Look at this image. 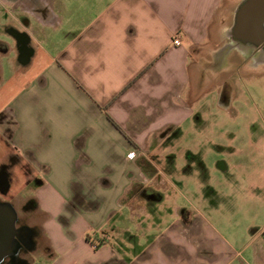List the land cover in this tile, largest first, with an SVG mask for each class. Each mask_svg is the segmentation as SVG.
Masks as SVG:
<instances>
[{"label":"crops","instance_id":"0c3cea01","mask_svg":"<svg viewBox=\"0 0 264 264\" xmlns=\"http://www.w3.org/2000/svg\"><path fill=\"white\" fill-rule=\"evenodd\" d=\"M240 2L18 3L35 31L17 66L34 71L1 111L0 128L14 150L9 163L33 169L30 202L42 215L33 228L47 252L40 264H228L224 243L196 218L184 222V210L164 225L165 193L147 186L178 184L175 156L161 165L157 156L185 122L197 126L191 96L205 63L197 56L217 49L218 27Z\"/></svg>","mask_w":264,"mask_h":264},{"label":"rangeland","instance_id":"374dc122","mask_svg":"<svg viewBox=\"0 0 264 264\" xmlns=\"http://www.w3.org/2000/svg\"><path fill=\"white\" fill-rule=\"evenodd\" d=\"M32 23L19 7L0 0V43L7 47L0 52V113L33 74L34 69L26 74L17 66L21 48L11 34L14 30L29 45L28 35L35 31ZM232 24L233 20L219 25L217 49L197 56L205 62L191 96L197 126L193 120L185 122L183 135L157 156L158 165L162 156H175L176 170L170 179L178 184L155 179L147 187L165 193L164 225L175 218L176 210H184V222L196 218L205 230H211L209 239L224 243L228 264H264V66L252 49L236 46L220 54L232 44L228 35ZM38 62H45L41 54ZM225 82L231 84L232 92ZM226 88L232 99L228 108L220 102ZM4 133L0 128V169L4 168L8 183L0 201L15 210L16 228L22 224L33 228L42 219L30 206L37 186L29 175L33 169L9 163L7 156L14 150ZM220 163L224 170L219 169ZM146 165L145 172L156 173V168ZM142 220L146 223L144 216ZM43 246L37 235L33 249L17 256L26 264H40L47 253Z\"/></svg>","mask_w":264,"mask_h":264},{"label":"water","instance_id":"95a60500","mask_svg":"<svg viewBox=\"0 0 264 264\" xmlns=\"http://www.w3.org/2000/svg\"><path fill=\"white\" fill-rule=\"evenodd\" d=\"M228 35L232 44L224 47L220 54L236 46L257 50L264 40V0H241L234 10ZM16 221L17 214L12 205L0 203V263L18 252ZM29 249L32 250L33 246Z\"/></svg>","mask_w":264,"mask_h":264},{"label":"flooded vegetation","instance_id":"af4514ba","mask_svg":"<svg viewBox=\"0 0 264 264\" xmlns=\"http://www.w3.org/2000/svg\"><path fill=\"white\" fill-rule=\"evenodd\" d=\"M20 1L21 0H6V2L11 3L14 7H18V3ZM11 34H13V36L17 40V47L21 48V51L19 53V60L23 61L31 51H30L28 45H26V44L24 45V43H25L23 40L24 38H22L14 30L11 32ZM6 49H7L6 45L4 43H0V52H3ZM254 51H255L256 56L259 55L261 57V59L263 61V64H261V66H264V40H263V42H261V44L257 48V50H254ZM258 59H260V58H258ZM225 85L232 92L231 84L226 83ZM227 88L221 92L220 102L228 108L232 99L230 98L231 95L229 96V94L227 93ZM1 122H2V118L0 116V123ZM2 169H4V168H2ZM2 169H0V193L6 194L7 193L8 175ZM219 169L224 170L225 166L222 163H220ZM0 203H5V202L0 201ZM30 206L31 207L33 206V204L31 202H30ZM17 222H18V219H17ZM17 228L19 229V241H18V252H17V254L22 252V251L23 252L30 251L29 247L31 245L33 246V240H34L35 236L37 237L35 229L34 228H28L27 226H25V224L17 226ZM17 254L14 256L6 257L0 264H26V262L23 259H20L17 256Z\"/></svg>","mask_w":264,"mask_h":264},{"label":"built area","instance_id":"2783aa9c","mask_svg":"<svg viewBox=\"0 0 264 264\" xmlns=\"http://www.w3.org/2000/svg\"><path fill=\"white\" fill-rule=\"evenodd\" d=\"M173 44H174L175 46H179V45H180L178 40H174V41H173ZM131 155H133V154H131ZM131 155H130V156H131Z\"/></svg>","mask_w":264,"mask_h":264}]
</instances>
